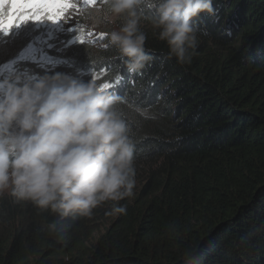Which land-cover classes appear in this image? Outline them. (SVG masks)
Returning <instances> with one entry per match:
<instances>
[{
  "label": "trees",
  "instance_id": "trees-1",
  "mask_svg": "<svg viewBox=\"0 0 264 264\" xmlns=\"http://www.w3.org/2000/svg\"><path fill=\"white\" fill-rule=\"evenodd\" d=\"M213 7L195 21L197 48L182 64L146 19L155 11L147 0L139 27L153 59L135 73L108 34L103 44L82 38L65 47L78 30H64L46 67L28 47L44 49L40 29L20 25L12 39L0 37V69L121 87L116 108L136 170L122 214L109 215L114 202L106 201L90 216L61 219L0 196V264H264V0Z\"/></svg>",
  "mask_w": 264,
  "mask_h": 264
},
{
  "label": "clouds",
  "instance_id": "clouds-1",
  "mask_svg": "<svg viewBox=\"0 0 264 264\" xmlns=\"http://www.w3.org/2000/svg\"><path fill=\"white\" fill-rule=\"evenodd\" d=\"M146 2L87 0L85 6V0H69L75 5L63 13L67 20L71 19L69 23L34 18L21 21L20 25L31 24L44 35V49L36 50L29 44L31 61L46 67L50 52L63 42L59 38L64 30H78L65 47L80 43L78 39L82 38L91 42L105 40L99 35L87 39L92 32L85 31L80 21L87 12L93 26L122 21L118 29L108 33L110 45L126 58L129 73L137 72L153 59L145 48L147 37L139 27V9ZM154 3L155 11L146 19L158 30V38L167 43L169 57L182 64L191 62L200 31L195 21L202 13L215 15L213 0ZM10 12L11 0H2L0 20ZM20 25L7 34L0 32L1 39H12L11 31L15 29L16 33ZM15 65L0 69V196L7 193L18 201H30L61 219L77 214L90 216L106 201L114 202L109 215L125 213L126 208L118 202L133 195L136 170L129 128L116 108L121 87L108 83L97 90L93 81L84 83L61 74L21 83V77L11 72ZM8 74L14 77L13 82ZM14 125L19 129L16 133L12 132ZM49 228L55 231L57 223Z\"/></svg>",
  "mask_w": 264,
  "mask_h": 264
},
{
  "label": "snow or ice",
  "instance_id": "snow-or-ice-1",
  "mask_svg": "<svg viewBox=\"0 0 264 264\" xmlns=\"http://www.w3.org/2000/svg\"><path fill=\"white\" fill-rule=\"evenodd\" d=\"M2 2V0H0ZM87 6V0H85ZM75 5L69 3V0H11V12L5 14L0 20V32L7 34L14 26H19L21 21H27L34 18L35 21L48 20L53 23L61 21L68 23L63 16L65 10ZM26 13H30V16ZM105 34H101L103 37ZM80 43L84 40L78 39ZM108 88V85L104 86Z\"/></svg>",
  "mask_w": 264,
  "mask_h": 264
},
{
  "label": "rangeland",
  "instance_id": "rangeland-1",
  "mask_svg": "<svg viewBox=\"0 0 264 264\" xmlns=\"http://www.w3.org/2000/svg\"><path fill=\"white\" fill-rule=\"evenodd\" d=\"M231 12V11H229ZM229 12H227L225 15L229 16ZM231 16V15H230ZM240 17V15H238ZM233 19H237L235 15H232L231 17L228 18V23L230 24V21ZM81 20L83 21L82 28L85 31H91L92 34L90 36H87V39H93L96 36H101V34H108L111 30L113 29H118L116 23L114 24H108L107 26H93L92 23L87 19V12L84 13L83 17H81ZM227 25V26H226ZM225 27L227 28L229 25L226 24ZM233 28V26H232ZM101 44L104 43V41L100 42ZM12 72V71H11ZM9 72V74L11 73ZM21 81L26 82L28 79H39V75L37 73H24L21 76Z\"/></svg>",
  "mask_w": 264,
  "mask_h": 264
}]
</instances>
